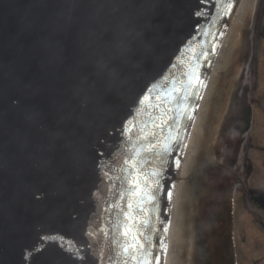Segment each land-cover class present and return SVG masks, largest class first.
Instances as JSON below:
<instances>
[{
  "label": "water",
  "instance_id": "95a60500",
  "mask_svg": "<svg viewBox=\"0 0 264 264\" xmlns=\"http://www.w3.org/2000/svg\"><path fill=\"white\" fill-rule=\"evenodd\" d=\"M236 4L0 0V264H162L190 89Z\"/></svg>",
  "mask_w": 264,
  "mask_h": 264
},
{
  "label": "flooded vegetation",
  "instance_id": "af4514ba",
  "mask_svg": "<svg viewBox=\"0 0 264 264\" xmlns=\"http://www.w3.org/2000/svg\"><path fill=\"white\" fill-rule=\"evenodd\" d=\"M263 18L264 0H257L253 17L255 25L258 27L256 33H260L263 30L262 27H260ZM251 33L253 32L251 31ZM263 45L264 39L260 47L262 48ZM256 47V41H250L246 44L245 51L242 52L241 49L238 50V58L234 64L241 69L236 74L232 84V77L235 74L232 73L228 76V83L229 86L231 85V90L228 92L229 86H225L223 89L224 93L228 92V101H226L227 104L224 110L218 112L221 121L218 128V135L212 143L214 158L209 161L201 159L197 170L191 173L190 176V187L188 190L190 197L194 200L193 216L198 212V241L201 239L202 243H205V245L209 247L210 254L213 255L211 259L221 258L222 260L220 262L222 264H227V261L231 257V216L233 212L231 189L236 181L238 187L242 184L240 177L237 176V173H233L232 170H237L238 166H241L244 172L246 169L247 172L245 173V180L243 182H245L247 188L250 189L247 185V179L253 172V166L249 160V155L252 152L261 151L259 147L255 146L251 135L255 127V116L259 114L255 107V101L251 95L255 90V85L258 87L259 75H262L264 72V62H259V64L256 62L257 55L263 56L264 51L260 48L261 53H258L259 47L257 49ZM247 109H249L250 112L251 122L249 128H247L243 135L242 130L245 128V125H243V114L245 115L248 112ZM212 110L213 112L211 113L214 115L218 107L213 105ZM235 147L237 148V153L234 151ZM220 151H222L224 155L219 163L218 155ZM226 153H230L231 155H235L236 153V155L228 160L226 158ZM235 160V164H237L236 167L233 166ZM204 181L208 182L211 187L218 188L214 196H210L213 191H210V189L205 186ZM250 190V192H247L243 189L242 192H239L240 199H242L244 204V210L248 212L261 211L259 206L254 202V198L258 196V193H253V189ZM250 193L253 194L250 195ZM207 196L210 197V200L204 203V200L209 199H206ZM234 201L237 202V199L235 198ZM233 214H235V212H233ZM253 224H257L256 219L253 220ZM236 261L237 264H242L240 254L237 256ZM215 263L216 262L213 264Z\"/></svg>",
  "mask_w": 264,
  "mask_h": 264
},
{
  "label": "rangeland",
  "instance_id": "374dc122",
  "mask_svg": "<svg viewBox=\"0 0 264 264\" xmlns=\"http://www.w3.org/2000/svg\"><path fill=\"white\" fill-rule=\"evenodd\" d=\"M247 21L251 22L252 24L250 29L253 33L250 32L251 33L250 41H256V46H257L256 49L259 47L258 53H261L260 46L263 44V39H264V18L260 25V27H262L263 30L260 33H256L258 27L255 25L252 16L248 15ZM253 46H254V43H253ZM261 49L264 51V45ZM256 62L258 64L259 62L263 63L264 55L263 56L257 55ZM251 97L254 99L255 105H256L255 107L259 112V114H256L255 116L256 118V120L254 121L255 127L252 130L253 132H251V135H252V139L254 141L255 146L259 147L261 151L252 152L249 155V160L253 166V172L250 175V177H248L247 179V185L250 189L254 190L252 191L253 193H257L256 192L257 190L264 192V113H263L264 112V72L262 75H259L258 87L257 85H255V90L253 94L251 95ZM234 151H236L237 153L236 147ZM223 155L224 154L222 153V151H220L218 158L221 160ZM235 155H232L231 157ZM235 162L236 160L234 161V164H233L234 167L237 166ZM232 172L237 173V176L240 177L242 181V184L240 185V187H238L237 181L234 182V184L237 186L236 197L240 198L239 192H242L243 189L247 192L251 191L250 189L247 188V186L245 185V182H243L245 180L244 179L245 173L247 171L245 169V172H244V169L241 166L240 167L238 166V169L237 170L233 169ZM204 184L208 189H210V191L211 190L213 191L212 195L210 196H214L218 188L211 187L210 184L205 181H204ZM253 193H250V195ZM206 199L208 200H204V203L205 201H209L210 197L207 196ZM206 209H207V206H206ZM234 212L235 214H233L232 225H233V240H234V245L236 248V256L240 254V259H241L242 264H264V226H263L264 225V211L261 210V211L248 212L244 210V204H243L242 199H239L236 202V207H235ZM201 218L203 219L202 216ZM254 219H256L257 224H253ZM192 223L193 225L191 226V228L193 230V227L195 229V221H193ZM189 255H191L192 257V264L202 263L200 261V258L197 256V254L195 253L192 254L190 250H189Z\"/></svg>",
  "mask_w": 264,
  "mask_h": 264
},
{
  "label": "bare ground",
  "instance_id": "6f19581e",
  "mask_svg": "<svg viewBox=\"0 0 264 264\" xmlns=\"http://www.w3.org/2000/svg\"><path fill=\"white\" fill-rule=\"evenodd\" d=\"M250 2L251 0L242 1L241 7L239 8L237 15L235 16L232 27H230L229 34L226 37L225 40L226 47L224 46L222 48L217 63H219L222 57L224 56L227 57L229 55L228 53L230 52V49L235 42V38H237L241 25L243 24L242 23L243 15L246 13L247 8L250 5ZM229 43H231V45L227 46ZM210 91H211V86L208 87L207 95L210 93ZM207 95L200 106L185 175L189 169V165L190 162L192 161V158L194 157V155H196V153L198 152L197 149L201 146V144L200 145L197 144V138L199 136L198 135L199 128L201 126L200 123L207 103V97H208ZM186 202L187 201H186L185 190L182 184L180 198H179L174 224L172 228V233L168 246V255L165 264H190V255L188 254L189 252L188 249H190V246H188V243L190 245V237H189L190 233L188 231V225H187L188 221L190 222V218L189 220L187 218Z\"/></svg>",
  "mask_w": 264,
  "mask_h": 264
},
{
  "label": "snow or ice",
  "instance_id": "6c2138e0",
  "mask_svg": "<svg viewBox=\"0 0 264 264\" xmlns=\"http://www.w3.org/2000/svg\"><path fill=\"white\" fill-rule=\"evenodd\" d=\"M125 163H126V164H128V163H131V162H130V161H128V160H126V161H125ZM129 207H131V206H129ZM124 234H125V235H127V231H125V233H124ZM124 251H125V252H127V251H128V249H127V248H125V249H124Z\"/></svg>",
  "mask_w": 264,
  "mask_h": 264
}]
</instances>
